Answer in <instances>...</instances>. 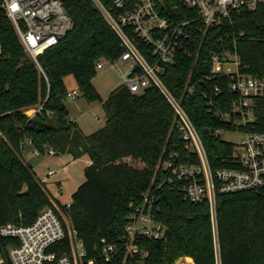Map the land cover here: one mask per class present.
<instances>
[{
  "label": "trees",
  "instance_id": "16d2710c",
  "mask_svg": "<svg viewBox=\"0 0 264 264\" xmlns=\"http://www.w3.org/2000/svg\"><path fill=\"white\" fill-rule=\"evenodd\" d=\"M63 2L73 28L38 55L40 66L27 54L11 20L0 9V227L28 225L44 208L57 210L54 196L22 156L25 140L42 153L51 148L55 154L68 153L75 159L87 154L92 162L84 169V182L72 194L71 203H60V207L72 219L91 259L103 238L120 242L130 202L140 201L153 184L164 180L167 173L157 165L173 150L181 151V140L175 113L156 87L133 93L120 84L105 99L99 94L93 83L97 63L121 56L120 39L91 0ZM103 2L109 5L112 0ZM169 5L181 13L178 20L193 16L176 0H169ZM171 11L165 13L173 15ZM201 28L198 22L192 25L193 37L183 40L174 61L165 65L163 79L182 102L211 162L217 165L233 145L213 134L226 124L209 111L206 95H214L215 86L220 96L231 93L224 76L208 79L211 56L236 42L245 71L264 76V3L204 32ZM69 75L88 101H99L105 110V125L91 134L85 135L69 117L65 105ZM30 109L38 111L28 115ZM126 158L145 165L123 163ZM159 193L158 217L169 233L159 240L142 241L149 252L144 264H175L181 256L195 264H216L207 205L185 199L166 184ZM217 229L221 264H264V189L219 195ZM17 243L0 235V252L6 254L9 245Z\"/></svg>",
  "mask_w": 264,
  "mask_h": 264
},
{
  "label": "built area",
  "instance_id": "2783aa9c",
  "mask_svg": "<svg viewBox=\"0 0 264 264\" xmlns=\"http://www.w3.org/2000/svg\"><path fill=\"white\" fill-rule=\"evenodd\" d=\"M91 1L118 35L123 48L118 59L107 61L117 67L131 62L127 73H122L121 83L131 92L140 93L150 86L159 89L175 113L181 151L173 150L157 165L167 173L164 180L153 184L140 201L130 202L119 243H108L103 238L95 246L96 255L90 259L70 216L47 207L31 224L8 223L0 227L1 236L18 241L9 245L6 254L0 252V264H112L117 259L122 264H144L149 252L142 241L166 237L168 228L158 217L159 192L164 184L193 203L207 205L216 241V264H221L217 245L218 196L264 189V130H257V126L264 127V76L245 71L236 42L212 54L213 67L208 79L224 76L231 93L220 96V88L215 86L214 95H206L209 111L226 124L213 134L221 138L225 132L241 134L239 142L225 140L233 149L217 165L211 162L190 115L163 76L165 65L174 61L183 40L193 37L194 23L198 22L204 32L239 15L243 9H257L264 0H176L193 14L181 20H178L181 13L172 9L169 0H112L109 5L103 0ZM0 9L11 20L25 51L38 66V55L58 44L73 28L63 0H0ZM167 9L173 15L165 13ZM2 51L0 42V55ZM104 66L103 61L97 63L98 69ZM188 89L194 92L192 86ZM78 94L74 90L68 95L74 99ZM34 152L40 153L36 148ZM46 152L55 154L51 148ZM54 173L49 170L46 176ZM42 181L45 183V178ZM187 262L188 258L182 264Z\"/></svg>",
  "mask_w": 264,
  "mask_h": 264
},
{
  "label": "rangeland",
  "instance_id": "374dc122",
  "mask_svg": "<svg viewBox=\"0 0 264 264\" xmlns=\"http://www.w3.org/2000/svg\"><path fill=\"white\" fill-rule=\"evenodd\" d=\"M100 61H103L105 66L102 69H96L97 73L93 79V83L99 94L105 99L115 87L122 83V73H127L131 62L129 61L122 64L121 67H117L111 66L110 62L106 59L102 58ZM65 84L69 93L72 92L74 88H76L79 93L74 99H72L69 95L65 98V105L70 115V119L78 124L79 127L81 126L85 135L91 134L103 127L106 122V113L101 103L99 101H88L78 89L73 75H69L65 78ZM33 113L34 111H32V109L27 111L28 115H32ZM222 138L227 141L239 142L241 140V134L238 132H225L223 133ZM121 161L131 166L140 168L145 165L141 160L136 158H126ZM79 163L81 165L83 164V161L80 160ZM44 184L47 186L46 182ZM63 190H65L64 192L66 194L68 189L65 187ZM66 199L67 197L65 196L61 199V201L65 202ZM54 202L55 209H57L58 213H60V215H64L65 212L61 209L60 202L55 198ZM187 258V264H195L192 258Z\"/></svg>",
  "mask_w": 264,
  "mask_h": 264
},
{
  "label": "crops",
  "instance_id": "0c3cea01",
  "mask_svg": "<svg viewBox=\"0 0 264 264\" xmlns=\"http://www.w3.org/2000/svg\"><path fill=\"white\" fill-rule=\"evenodd\" d=\"M74 90L77 89L74 88L72 91ZM32 111H34V109H32ZM33 114H35V111ZM81 130L83 132L82 128ZM34 151V145L29 140H25L21 152L24 160L32 165L41 179L45 178L47 187L55 199L62 204H70L72 194L85 180L84 169L91 164L92 161L90 157L85 154L75 159L68 153L48 154L47 152L35 153ZM80 160L83 161L81 165L79 163ZM49 170H54L55 173L46 176ZM65 187L68 189L66 194L64 192L65 190H63ZM65 196L67 199L65 202H62L61 199Z\"/></svg>",
  "mask_w": 264,
  "mask_h": 264
},
{
  "label": "water",
  "instance_id": "95a60500",
  "mask_svg": "<svg viewBox=\"0 0 264 264\" xmlns=\"http://www.w3.org/2000/svg\"><path fill=\"white\" fill-rule=\"evenodd\" d=\"M168 233H169V229L166 230L165 235L167 236ZM186 260H187V258H186L185 256H181V257H179V258L176 260L175 264H182L183 262H186Z\"/></svg>",
  "mask_w": 264,
  "mask_h": 264
}]
</instances>
